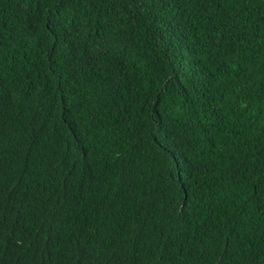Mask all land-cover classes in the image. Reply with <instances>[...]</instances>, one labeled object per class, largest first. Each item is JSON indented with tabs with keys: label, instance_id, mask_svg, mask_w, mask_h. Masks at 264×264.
Here are the masks:
<instances>
[{
	"label": "trees",
	"instance_id": "16d2710c",
	"mask_svg": "<svg viewBox=\"0 0 264 264\" xmlns=\"http://www.w3.org/2000/svg\"><path fill=\"white\" fill-rule=\"evenodd\" d=\"M0 264H264V0H0Z\"/></svg>",
	"mask_w": 264,
	"mask_h": 264
}]
</instances>
